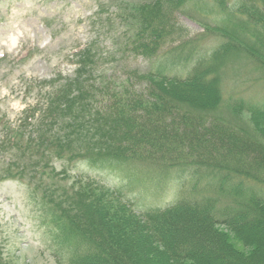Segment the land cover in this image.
Returning <instances> with one entry per match:
<instances>
[{
    "label": "trees",
    "instance_id": "trees-1",
    "mask_svg": "<svg viewBox=\"0 0 264 264\" xmlns=\"http://www.w3.org/2000/svg\"><path fill=\"white\" fill-rule=\"evenodd\" d=\"M179 1L148 0L128 8L123 18L135 27L132 51L152 59L157 45L184 38L168 10L190 16L213 10L217 17L212 24L225 42L197 59L185 76L172 73V61H158L150 74L155 73L159 86L149 84L148 74L141 75L138 94L94 87L88 80L76 90H59L62 110L57 113L97 133L96 158L129 164L144 160L145 167L155 170L144 172L154 186L182 178L168 206L139 213L117 190L78 177L75 185L80 199L87 197V215H78V222L70 219L65 236L72 248L69 264H264V131L249 138L224 127L213 109L219 96L224 99L216 69L227 56L239 52L264 70V0H185L191 4L187 9ZM186 44L178 53L173 48L177 63L192 53ZM228 104L232 111L258 117L264 127V105L233 98ZM52 146L59 153L73 152L69 141ZM140 153L143 160L136 156ZM219 226L234 234L245 252L234 250Z\"/></svg>",
    "mask_w": 264,
    "mask_h": 264
},
{
    "label": "rangeland",
    "instance_id": "rangeland-1",
    "mask_svg": "<svg viewBox=\"0 0 264 264\" xmlns=\"http://www.w3.org/2000/svg\"><path fill=\"white\" fill-rule=\"evenodd\" d=\"M145 2L0 0V264L70 263L72 248L66 242V230L71 228L70 219L78 222V215H87V197L82 201L75 185L78 177H91L100 186L117 190L139 213L159 209L177 197L182 178L173 176L178 183L154 186L144 172L155 170L143 165L141 153L136 156L143 161L131 164L96 158L95 130L57 113L63 87L76 90L88 80L94 87L138 94L141 75H149V84L159 86V80L152 78L155 73L150 74L158 61H172V73L185 76L197 59L225 42L212 24L213 10L205 12L211 15L191 14L192 18L174 9L168 14L182 28V41L167 39L157 45V57L152 59L136 55L129 45L135 27L123 14ZM178 5L187 9L191 4L180 0ZM185 43L192 53L177 63L173 48L178 53ZM235 53L216 69L224 99L219 96L213 109L217 108L215 116L223 119L224 127L255 140L264 131L258 117L242 109L232 111L228 100L264 105V70L251 58ZM145 97L150 99L146 93ZM65 141L72 142L69 153L73 155L52 146ZM217 229L227 233L234 250L245 252L234 234L223 226Z\"/></svg>",
    "mask_w": 264,
    "mask_h": 264
}]
</instances>
